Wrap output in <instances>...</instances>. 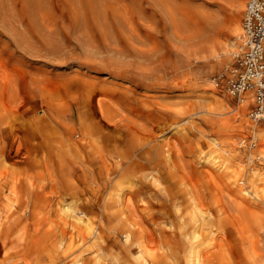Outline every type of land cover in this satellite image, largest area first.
I'll return each instance as SVG.
<instances>
[{
    "label": "rangeland",
    "instance_id": "374dc122",
    "mask_svg": "<svg viewBox=\"0 0 264 264\" xmlns=\"http://www.w3.org/2000/svg\"><path fill=\"white\" fill-rule=\"evenodd\" d=\"M240 1L243 9L238 8L239 0H0V150L7 159H1L4 157L0 154V221L19 220L17 225L10 226L8 233L0 225V264H15L20 258L16 264H71L77 259L82 264H133L138 226L150 248H156L159 240L170 238L180 261L181 243L191 231L181 233L180 217L185 209L182 197L172 190V185L184 179V175L185 183L193 189L197 187L203 195L205 207L220 200L222 212L219 214L213 208L211 220L217 223L226 215L240 231L241 215L233 201L239 200L241 194L234 178L241 172L255 173L257 186L264 188V118L251 121L249 103L241 105L246 97L238 101L226 84L243 51L241 26L246 0ZM231 20L239 23L238 35L231 30ZM206 40H211L215 56L197 60V53H204L202 46L208 43ZM5 72L8 78L4 77ZM72 80L76 87L65 91L64 84ZM81 84L86 87L84 95H96L102 105L113 109L110 113L114 111L112 117L109 114L100 122L93 110L95 100H91L92 119L86 121L90 133L87 138L84 136L83 144H79L81 118L76 103V98H81ZM1 92L8 96L2 98ZM44 101L51 102L53 107L47 114L51 121L47 129L37 126V118L43 113L34 117L31 112L44 105ZM12 110L18 112L19 121L28 127L22 130L24 133L8 134L7 116ZM67 127L72 130H65ZM23 137L28 138L27 144L21 143ZM46 138L54 141L53 155L36 147ZM253 138L255 143L251 146ZM129 141L136 144L137 152L130 150V157L119 165L113 158L128 148ZM65 146L73 147L76 156L71 160L60 158V164L57 157ZM201 148H205L204 154L199 152ZM224 149L229 153L225 154ZM7 150L14 155L6 156ZM166 150L171 151L169 158L163 153ZM19 152L27 158L19 157ZM210 153L228 161L227 173L216 172L215 167L212 169V165L200 159ZM170 161L174 166L177 164L175 169ZM72 165L75 169L70 174L67 169ZM138 168L145 170L141 173ZM80 171L85 175L84 183L80 182ZM179 171L181 177L177 175ZM121 178L126 192L117 205L109 198L114 182ZM153 178L160 183L154 184ZM68 181L72 182L71 189ZM65 189L73 192V197ZM73 202L90 215L88 230L72 229L60 213V207ZM175 204L180 205L178 213ZM251 208L264 225V203L254 200ZM127 212L132 216L128 217ZM127 218L132 223L137 221L133 223L135 231L124 227L128 225ZM214 221L210 230L217 231ZM231 226H225L228 229L225 237L234 257V251L242 248V241ZM252 229L258 240L253 224ZM124 234L131 236L127 244ZM262 240L261 243L258 240L256 248L263 245V234ZM233 260L236 264V259Z\"/></svg>",
    "mask_w": 264,
    "mask_h": 264
},
{
    "label": "bare ground",
    "instance_id": "6f19581e",
    "mask_svg": "<svg viewBox=\"0 0 264 264\" xmlns=\"http://www.w3.org/2000/svg\"><path fill=\"white\" fill-rule=\"evenodd\" d=\"M246 3V2H245ZM238 5V4H237ZM238 8H240V9H243V1H240L239 0V5H238ZM244 9H245V4H244ZM244 11V10H243ZM230 23H232V26H231V30L233 31V33L235 34V35H238L239 34V31H240V26H239V23L237 22V21H232L231 20V22ZM241 28H242V26H241ZM207 42H208V40H206ZM204 42V41H203ZM211 42V40H209V42L207 43V44H205L204 46H202L203 48V52L204 53H202V52H199V53H197V55H196V58H197V60H207V59H210L211 57H214L215 56V54H214V49H213V46H212V44L210 43ZM195 58V57H194ZM196 60V59H195ZM1 70V69H0ZM3 74H4V71H3ZM2 75V74H1ZM7 75H9V74H7L6 72H5V76L4 77H6ZM7 78H8V76H7ZM7 78H4V79H7ZM75 78V77H74ZM3 79V80H4ZM72 78H70L69 80H71ZM45 81V80H44ZM84 81V80H83ZM8 81H6V83H7ZM35 82H37V81H35ZM40 82V81H39ZM38 82V83H39ZM47 82V81H46ZM86 82V81H85ZM12 83V82H11ZM24 83V82H23ZM31 83V82H30ZM37 83V84H38ZM87 84H89L88 82H86ZM79 84V83H78ZM41 85V84H40ZM43 85V84H42ZM51 85V84H50ZM54 85V84H53ZM8 86H9V84H8ZM10 86H11V84H10ZM39 86V85H38ZM37 86V87H38ZM59 86V85H58ZM90 86V85H89ZM89 86H87V89H88V87ZM214 86V85H213ZM13 87V86H12ZM33 87H36V86H33ZM43 87V86H42ZM76 87V85H73V80L72 81H70V82H68V83H66V84H64V87L63 88H65L64 90L65 91H68V89H73V88H75ZM79 87H80V92L79 93H81L80 95H81V98H76V103L79 105V116H80V118H81V121H80V128H79V130H80V135H81V138H80V143L79 144H83L84 143V141H86V140H84V136L86 137V135H88L90 132H89V130H88V125H87V123H89V122H87L86 123V121H88V120H91L92 119V117H91V112H90V102H91V100L92 101H94L95 100V106H94V108H93V110H95V113H96V115L98 116V121H102L103 120V118H106L107 116H109V114H110V116H111V114L112 113H114V111L112 112V113H110V111H112L113 109L112 108H109V106H104V105H102L98 100H97V97H96V95H91V94H89V95H84L83 93H84V91L86 90V87L84 86V85H79ZM91 87H93V86H90L89 88H91ZM2 88H4L3 86H2ZM19 88H20V86H19ZM23 88V87H22ZM98 88V87H97ZM47 89V88H46ZM92 89V88H91ZM14 90V89H13ZM212 90H213V88H212ZM12 91V90H11ZM31 91V90H30ZM50 91V90H49ZM48 91V92H49ZM52 91V90H51ZM50 91V92H51ZM54 91L55 90H53L52 92H53V94H54ZM96 91H97V89H96ZM6 92H7V90H6ZM44 92V91H43ZM51 92V93H52ZM56 92V91H55ZM62 92H64V91H62ZM78 92V91H77ZM2 93V92H1ZM25 93V92H24ZM45 93V92H44ZM67 93V92H66ZM3 94V93H2ZM56 94H57V92H56ZM95 94V93H94ZM23 95V94H22ZM29 95H30V93H29ZM39 95H41V93H39ZM49 95V94H48ZM59 95V94H58ZM115 95V94H114ZM3 96V97H2ZM1 97L2 98H4L5 96H4V94L2 95ZM7 96H8V94H7ZM6 96V97H7ZM13 96V95H12ZM33 96V95H32ZM37 96V95H36ZM44 95H43V93H42V98H44L43 97ZM95 96V97H94ZM97 96H98V94H97ZM5 97V98H6ZM30 97V96H29ZM38 97V96H37ZM47 97V96H46ZM61 98H62V96H60ZM98 97H100V96H98ZM242 97L243 98H248L247 96H244V95H242ZM2 98H1V100H2ZM16 98V97H15ZM35 98V97H34ZM40 98V97H39ZM49 98H51V96H49ZM106 98V97H105ZM120 98V97H119ZM12 99V98H11ZM32 99V98H31ZM30 99V100H31ZM99 99V98H98ZM112 99V98H111ZM110 99V100H111ZM118 99V98H117ZM4 100V99H3ZM2 100V101H3ZM7 100V99H6ZM28 100V99H27ZM35 100V99H34ZM100 100H102V98L100 99ZM108 100V99H107ZM109 100V101H110ZM122 100V99H121ZM10 102H11V100H9ZM119 101V100H118ZM6 103H8L7 101H5ZM12 102H15V101H12ZM11 102V103H12ZM245 102H248L249 103V100H246V101H244V103L243 104H241L242 105V107H244V106H246L247 104L245 103ZM1 103H3V102H1ZM44 105H42L40 108H35V109H33L31 112L33 113V115H34V117L37 115V113H40V112H42L43 114L41 115V116H39L37 119L39 120V122H38V124H37V126L38 127H47V126H49V125H51L50 124V119H49V117H47V114H49L48 112H50L51 110H53V107H52V103L51 102H47V101H44ZM64 103V102H63ZM123 103V102H122ZM5 104V103H4ZM9 104V103H8ZM8 104L6 105V107L8 106ZM13 104V103H12ZM250 104V103H249ZM10 105V104H9ZM39 105H40V103H39ZM111 105V104H110ZM121 105V104H120ZM119 105V106H120ZM11 106V105H10ZM10 106H8V107H10ZM59 106H63V108H64V105H59ZM66 106V105H65ZM195 107V106H194ZM241 107V108H242ZM58 108H61L62 109V107H58ZM196 108V107H195ZM194 108V109H195ZM237 108V107H236ZM239 108H240V106H239ZM25 109V108H24ZM66 109H67V106H66ZM66 109H64L63 111H65ZM110 109H112V110H110ZM0 110H1V108H0ZM10 110V109H9ZM164 110V109H163ZM3 112H5V111H3ZM55 112V111H54ZM53 111L51 112L52 114L54 113ZM94 112V111H93ZM156 112V111H155ZM1 113H2V110H1ZM57 113V112H56ZM159 113V112H158ZM60 114V113H59ZM76 114V113H75ZM147 114V113H146ZM154 114V113H153ZM156 114V113H155ZM6 115V114H5ZM158 115V114H157ZM3 116V115H2ZM7 116V115H6ZM19 116L20 115H18V112H14L13 110H12V112H10V115L9 116H7L9 119H8V129H6L7 130V132H8V134H10V133H13V132H16V133H18V132H22V130H25L26 128L28 129V127L27 126H25V123L24 122H20L19 121ZM60 116H62V115H60ZM112 116H113V114H112ZM111 116V117H112ZM150 116V115H149ZM155 116V115H154ZM161 116V115H160ZM26 117V116H25ZM94 117V116H93ZM96 117V116H95ZM110 117V119H112ZM164 117V116H163ZM263 118H264V116H263ZM4 119V118H3ZM79 119V118H78ZM96 120H97V117L95 118ZM109 118H108V120H110ZM5 120V119H4ZM53 120V119H52ZM7 121V120H6ZM23 121V120H22ZM55 121V120H54ZM58 121V120H57ZM56 121V122H57ZM164 121V120H163ZM93 122V121H92ZM99 122V123H100ZM53 123V122H52ZM59 123V122H58ZM6 124V123H5ZM97 124H98V122H97ZM105 124V123H104ZM108 124H110V123H108ZM162 124V123H161ZM102 125V124H101ZM157 125H160V124H158L157 123ZM60 126H61V124H60ZM108 126V125H107ZM154 126V125H153ZM6 128H7V126H5ZM50 127V126H49ZM53 127V126H52ZM63 128H65L64 126H62ZM157 127V126H156ZM161 127V126H160ZM34 128V127H33ZM36 128V127H35ZM34 128V129H35ZM154 128V127H153ZM159 127H157V129H158ZM161 128H163V127H161ZM40 130H41V128H39ZM47 129V128H46ZM56 131H57V129L56 128H54ZM72 130L71 128H68L67 127V129H65V130ZM160 129V128H159ZM37 130V129H36ZM155 130V129H154ZM163 130V129H162ZM38 132H39V130H38ZM59 132V131H58ZM63 132V131H62ZM22 133H24V132H22ZM61 133V132H60ZM71 133V132H70ZM103 133V132H102ZM38 134V133H37ZM74 134V133H73ZM134 134V133H133ZM155 134V133H154ZM11 135V134H10ZM17 135H19V134H17ZM61 135V134H60ZM68 135H69V131H68ZM127 135H129V134H127ZM137 136V135H136ZM14 137V136H13ZM57 137V136H56ZM129 137H131V136H129ZM133 137H134V135H133ZM139 137V136H138ZM155 137H156V135H155ZM11 138V137H10ZM31 138V137H30ZM51 138V137H50ZM50 138H46V139H43V140H41L40 141V143L36 146L37 147V149L38 150H40V151H47L48 153H49V155L50 154H52L53 155V153H52V151H53V149L55 150V146H54V141L52 140V139H50ZM75 138V137H74ZM87 138V137H86ZM124 138V137H123ZM123 138H121V139H123ZM15 139V138H14ZM33 139V138H32ZM131 139V138H130ZM129 139V140H130ZM139 139V138H138ZM128 140V139H127ZM140 140V139H139ZM141 140H142V138H141ZM140 140V141H141ZM159 140V139H158ZM10 141H11V139H10ZM10 141H9V144H10ZM14 141V140H13ZM15 141H17V140H15ZM88 141V140H87ZM124 141H126V140H124ZM131 141H132V139H131ZM131 141H129L128 142V148L127 149H125V150H123V151H121V152H119L115 157L114 156H112V157H114L113 159H117V163L120 165V164H122L126 159H128L130 156V150H135V152H137L136 151V147L134 148V145H136L135 143H134V145H133V142H132V144L130 143ZM152 141H155V140H152ZM160 141V140H159ZM159 141H158V143H159ZM27 142H28V138L27 137H23V139H22V142L21 143H25V144H27ZM136 142V141H135ZM138 142V141H137ZM136 142V143H137ZM3 143H5V142H3ZM3 143H2V146H3ZM122 143V142H121ZM140 143V142H139ZM149 142H147L146 144L147 145H150V144H148ZM151 143H154V142H151ZM156 143V142H155ZM8 144V143H7ZM14 144V143H13ZM16 144V143H15ZM25 144H24V146H25ZM142 143H140V145H141ZM213 144L214 145H219V142H213ZM5 145V144H4ZM18 145V144H17ZM31 145H33V143H31ZM140 145H139V147H140ZM1 146V147H2ZM6 146V145H5ZM16 146V145H15ZM14 146V147H15ZM152 146H154V145H151V148H152ZM8 146H6V148H7ZM17 147V146H16ZM68 147V146H67ZM117 147V146H116ZM115 147V148H116ZM121 147H123V146H121ZM127 147V146H126ZM145 147H147V146H145ZM156 147V146H155ZM166 147V146H165ZM30 148V147H29ZM73 147H71V148H66V146H65V149H63V151L61 152V154H59L58 155V162L60 163V164H62V160L60 159V158H65V159H69V160H71V159H73L75 156H76V151L74 150V149H72ZM141 148V147H140ZM143 148H144V146H143ZM151 148H149V150L151 149ZM163 148H164V146H163ZM167 148V147H166ZM166 148H164V149H166ZM219 148H221V147H219ZM7 149H9V148H7ZM13 149H15V148H13ZM18 149V148H17ZM114 149V148H113ZM121 149V148H120ZM154 149V148H153ZM163 149V150H164ZM205 149V148H204ZM204 149L203 148H201V149H199V152L201 153V154H204ZM2 150H3V147H2ZM60 150V149H59ZM148 150V149H147ZM156 150V149H155ZM168 150H170V149H168ZM168 150H166V152L164 151L163 153L165 154V157L166 158H169V153H171V151H168ZM7 151H9V152H7L6 154V156H10L11 154H13V153H11V151L10 150H7ZM37 151V150H36ZM84 151H85V153L87 152L85 149H84ZM151 151V150H150ZM204 151V152H203ZM225 154H227V153H229V150H227V149H224V150H222ZM221 151V152H222ZM14 152V151H13ZM16 152V151H15ZM24 152V151H23ZM100 152V151H99ZM156 152V151H155ZM169 152V153H168ZM2 153H4V152H2L1 150H0V154H2ZM45 153V152H44ZM113 153V152H112ZM150 153V152H149ZM161 153V151L160 152H158V154H160ZM19 154V157H22L23 158V153H22V155L23 156H20L21 154H20V152L18 153ZM18 154H15V155H17L18 156ZM25 154V153H24ZM47 154V153H46ZM93 154V153H92ZM91 154V155H92ZM110 154V153H109ZM146 154V153H145ZM151 154V153H150ZM157 154V155H158ZM3 155V154H2ZM1 155V156H2ZM14 155V154H13ZM143 155V154H142ZM171 155V154H170ZM174 155H175V153H174ZM17 156L15 157V158H17ZM35 156V155H34ZM85 156V155H84ZM146 156V155H145ZM144 156V157H145ZM148 156H149V154H148ZM160 156H161V154H160ZM173 155H171V157H172ZM210 156V157H209ZM3 157H4V155H3ZM12 158H13V156H11ZM18 157V158H19ZM24 157H26V156H24ZM47 157H48V155H47ZM91 157V156H90ZM95 157V156H94ZM151 157V156H150ZM164 157V158H165ZM175 157V156H174ZM173 157V159H174V161H175V158ZM200 157V156H199ZM27 158V157H26ZM32 158V157H31ZM55 158V157H54ZM147 158V157H146ZM146 158H145V160H146ZM157 158V157H156ZM161 158V157H160ZM1 159H4L5 160V157L4 158H1ZM21 159V158H20ZM83 159V158H82ZM150 159V158H149ZM153 159V158H152ZM172 159V160H173ZM200 159H203V161L205 162V164H210V166L212 165V169L215 167L217 170H216V172L218 171L220 174H225V173H227V171L230 169V165H228V161L225 159V158H223L222 157V159H220L219 160V158L218 157H213V156H211V153L209 154V155H207V156H204L203 157V155H202V157L200 158ZM3 160V161H4ZM7 160V159H6ZM5 160V161H6ZM12 159H10V161H11ZM14 160V159H13ZM12 160V161H13ZM32 160V159H31ZM51 160V159H50ZM137 160V159H136ZM144 160V161H145ZM157 160V159H156ZM4 161V162H5ZM9 161V162H10ZM16 161V160H15ZM14 161V162H15ZM20 161V160H19ZM42 161V160H41ZM40 161V162H41ZM84 161V160H83ZM114 161H116V160H114ZM135 161V160H134ZM142 161V160H141ZM151 161V160H150ZM202 161V160H201ZM202 161V162H203ZM23 162V161H22ZM25 162V161H24ZM27 162V161H26ZM25 162V163H26ZM47 162H49V161H47ZM51 162V161H50ZM49 162V163H50ZM57 162V161H56ZM87 162H88V160H87ZM131 162V161H130ZM138 162V161H137ZM145 162H147V161H145ZM152 162V161H151ZM160 160H159V163L158 164H160ZM168 162V161H167ZM171 162V161H170ZM39 163V162H38ZM42 163H44V162H42ZM75 163V162H74ZM86 163V162H85ZM89 163V162H88ZM128 163V162H127ZM169 163V162H168ZM20 164H24V163H21L20 162ZM77 164V163H76ZM75 164V165H76ZM82 164V163H81ZM138 164V163H137ZM143 165H144V163H142ZM171 164H173V161L171 162ZM208 164V165H209ZM87 165V164H86ZM124 165H125V163H124ZM124 165H123V167H124ZM134 165V164H133ZM162 165H163V163H162ZM169 165V164H168ZM50 166H52V165H50ZM77 166V165H76ZM140 166H142V165H140ZM159 166V165H158ZM175 166L177 167V164H175ZM175 166H174V164H173V167L172 168H174L175 169ZM73 167V168H72ZM72 167H68V169H67V172L68 173H70V174H72V172H73V170L75 169L74 168V166L72 165ZM79 167V166H78ZM160 167V166H159ZM165 167V166H164ZM163 167V168H164ZM169 167V166H168ZM51 168V167H50ZM58 168V167H57ZM100 168V167H99ZM142 168V167H141ZM141 168H138L139 169V172H143L144 170L142 169V170H140ZM167 168V167H166ZM165 168V169H166ZM179 168V167H178ZM79 169V168H78ZM98 169V168H97ZM102 169V168H101ZM124 169V168H123ZM132 169V168H131ZM138 169H137V173H139L138 172ZM162 169V168H161ZM173 169V170H174ZM177 169V168H176ZM84 170V169H83ZM122 170V169H121ZM168 170V169H167ZM180 170V169H179ZM33 171V170H32ZM103 171V170H102ZM123 171H125V170H123ZM134 171V170H133ZM163 171V170H162ZM181 171V170H180ZM179 171V174H177V175H179L180 177H181V175H180V172ZM41 172V171H40ZM66 172V171H65ZM88 172V171H87ZM121 172V171H120ZM128 172V171H127ZM135 172V171H134ZM141 172V173H142ZM171 172H173L174 173V171H171ZM176 172V171H175ZM206 172H209L210 173V171H208L207 169H206ZM59 173H60V170H59ZM79 173H81V175H80V182H82L83 180H85L86 178H85V175H84V173H83V171H80ZM89 173V172H88ZM92 173V172H91ZM96 173H98V172H96ZM121 173H123V172H121ZM126 173V172H125ZM155 173V172H154ZM177 173V172H176ZM175 173V174H176ZM200 173V172H199ZM62 174V173H61ZM77 174V173H76ZM75 174V175H76ZM99 174V173H98ZM120 173H118V176L120 177L121 175H119ZM124 174V173H123ZM129 174H130V172H129ZM185 174V173H184ZM206 174V173H205ZM67 175V174H66ZM74 175V174H73ZM99 175H101V174H99ZM103 175V174H102ZM128 175V174H127ZM127 175H125V176H127ZM139 175V174H138ZM140 175H142V174H140ZM139 175V176H140ZM150 175V174H149ZM177 175H175V176H177ZM219 175V174H218ZM63 176V175H62ZM65 176V175H64ZM63 176V177H64ZM68 176H69V174H68ZM77 176V175H76ZM92 177H93V174L91 175ZM123 176V175H122ZM174 176V175H173ZM185 176V177H184ZM183 177H184V179L186 178L187 179V177H186V175H184ZM188 176V175H187ZM221 176V175H220ZM237 176H238V178H234L235 179V181L233 182V183H236L237 185H239V189H240V194H241V196H240V198H239V200H237V199H234V201H233V204L238 208V211H239V214L241 215V224H240V227H241V229H240V231H239V229L237 230V228H235L234 226V223H233V221L230 219V218H227V216L225 215L224 216V218L225 219H222V218H220L218 221H217V223H216V225H217V231H212V230H210V228H211V225H213L214 223H212L213 221L211 220V210L214 208V210H216L217 209V212L220 214L221 212H222V205L220 204V200L218 201V200H214L212 203H211V207H205V200H204V198H203V195H201L200 194V192H199V190H197L196 188L195 189H193L192 188V185H190V184H188V183H185V181H184V179H180L179 177H175V179L176 178H179L180 180L179 181H176V182H174L175 184L174 185H172V190H175V192L178 194V195H180L181 197H182V199H183V208L185 209V212L183 213V215L180 217V220L182 221V227H181V233L182 232H186V231H191L190 232V234L191 235H188V236H186V235H184L185 236V239L183 240V242L181 243L182 245V254H181V257H180V261H179V259L177 258V256H176V247H174V245H172V242L170 241V238L168 239H166L165 238V236H163L165 239H163V240H159V242L156 244V248H154V247H152V248H154V249H152V248H150V247H148V244H147V242H148V239H147V241H146V237L144 236V234L142 233V232H139L140 231V229H139V224L138 225H135V226H138V227H135V229L136 228H138V230L139 231H137L136 230V233H137V236H136V238H135V240H134V242H133V246H134V248H135V252H133V253H135L134 254V257H133V264H235V262H234V258L236 259V264H264V243H263V245L261 244V245H258V248H256V244L258 243V240H259V243H261V242H263V240H262V234H263V237H264V225H263V222L261 223V220H263V219H260V216L257 214V212H255L252 208H251V206H252V202L254 201V200H260V201H262V203H264V188H259V186H257V183H258V178L256 177V175H255V173H250V174H246V173H238L237 174ZM59 177H60V174H59ZM70 177V176H69ZM73 177H75V176H73ZM99 177V176H98ZM101 177H103V176H101ZM114 177V176H113ZM149 177V176H148ZM150 177H151V175H150ZM218 177V176H217ZM72 178V177H71ZM95 178V177H94ZM93 178V179H94ZM128 178V177H127ZM145 178V177H144ZM75 179V178H74ZM74 179H72V180H74ZM134 179H135V177H134ZM143 179V178H142ZM200 179H201V176H200ZM114 180V179H113ZM112 180V181H113ZM172 180H174V179H172ZM195 180V179H194ZM75 181V180H74ZM91 181V180H90ZM171 181V180H170ZM69 183H70V185H68L69 186V188L68 189H71L70 188V186H71V184H72V182L71 181H68ZM78 182V181H77ZM85 181H83V183H84ZM109 182V181H108ZM134 182V181H133ZM190 182V181H189ZM206 182V181H205ZM75 183V182H74ZM92 183V182H91ZM153 183L154 184H156V185H158L159 183H160V181L158 180V179H156V178H153ZM78 184H80V183H78ZM191 184H194V183H191ZM247 184H250L251 186H250V188H248L247 187ZM61 185V184H60ZM194 185H196V184H194ZM194 185H193V187H194ZM209 185H211V183H209ZM64 186V185H63ZM77 186V185H76ZM76 186H75V189H76ZM112 186V185H111ZM127 186H129V185H127ZM213 187H214V185H212ZM14 187V186H13ZM74 187V186H73ZM87 187V186H86ZM133 187V186H132ZM65 188V187H64ZM79 188H80V186H79ZM83 188V187H82ZM215 188V187H214ZM16 189H18V188H16ZM124 189V187H123V180H122V178L121 179H117L116 180V182H114V184H113V193H112V197L111 198H109L110 199V202H114V203H116L117 205H119L120 204V201H121V199H122V195L126 192L125 190H123ZM161 189V188H160ZM63 190V189H62ZM66 191H67V189H65ZM74 190V189H73ZM171 190V189H170ZM216 190V189H215ZM79 191V190H78ZM86 191V190H85ZM85 191H84V193H85ZM101 191V190H100ZM125 191V192H124ZM237 191H239V190H237ZM12 192V191H11ZM68 192V196L69 197H73V192H70L69 190L67 191ZM154 193V192H153ZM160 193H161V190H160ZM217 193H218V191H217ZM86 194V193H85ZM156 194H158V193H156ZM77 195H79V194H77ZM99 195V194H98ZM177 195V196H178ZM80 196V195H79ZM146 196V195H145ZM145 196H143V197H145ZM158 196V195H157ZM157 196H155V197H157ZM175 196V195H174ZM64 197H66V196H64ZM84 197H86V196H84ZM159 197V196H158ZM162 197V196H161ZM81 198V197H80ZM87 198V197H86ZM160 198V197H159ZM165 198V197H164ZM10 199V198H9ZM158 199V198H157ZM156 199V200H157ZM178 199V198H177ZM75 200V199H74ZM77 200H79L78 198H77ZM83 200V199H82ZM85 200V199H84ZM141 200H142V198H141ZM141 200H140V202H141ZM159 200V199H158ZM157 200V201H158ZM14 201V200H13ZM41 201H42V199H41ZM71 202V201H70ZM109 202V203H110ZM156 202V201H155ZM16 203H14V205H15ZM64 205V204H63ZM11 206H13L12 204H11ZM107 206V205H106ZM105 206V207H106ZM6 207V206H5ZM83 207H85V206H83ZM126 207V206H125ZM127 208V207H126ZM8 209H10V207H8L7 208V210ZM106 209V212H107V208H105ZM125 209V208H124ZM171 209H172V207H171ZM60 213L61 214H63V215H65V219L67 218L68 219V222H69V226L72 228V229H74V230H77V231H80V230H85V229H87L88 230V228H89V226H90V220H89V218H88V216H90V215H86V213L84 212V210L82 209V208H80V207H78L77 206V202H73L70 206H63V207H60ZM86 210V209H85ZM127 210V209H126ZM125 210V211H126ZM135 209H133V211H134ZM173 210V209H172ZM174 210L176 211V213H178L180 210H181V208H180V205H177V204H175L174 205ZM128 211V210H127ZM136 211V210H135ZM135 211H134V213H135ZM58 213V212H57ZM128 213V212H127ZM131 213V212H130ZM137 213H139V212H137ZM175 213V214H176ZM5 214V213H4ZM58 215H60V214H58ZM129 213H128V217H129ZM153 215V214H152ZM178 215V214H177ZM104 216H106V215H104ZM108 216V215H107ZM106 216V217H107ZM132 216V214L130 215V217ZM137 216V215H136ZM59 218H60V216H58ZM109 217V216H108ZM145 217V216H144ZM213 217V216H212ZM223 217V216H222ZM110 218V217H109ZM126 218V217H125ZM136 217H134V219H135ZM145 218H147V217H145ZM217 218H219V216L217 217ZM263 218V217H262ZM67 219H66V221H67ZM128 219V218H127ZM129 219H131V218H129ZM128 219V220H129ZM141 220H142V218H140ZM139 219V220H140ZM60 222V221H59ZM126 222V221H125ZM135 222H137V221H135ZM134 222V220H133V223L134 224H136ZM142 222H144V220H142ZM236 222H237V219H236ZM19 223V220H17V219H12V220H10V219H5V220H3V222L2 221H0V225L2 226V231H6L7 233H8V230H9V228H10V226H12V225H17ZM127 223V222H126ZM130 220H129V222H128V225L127 226H125L124 225V227H127V229H133V231H135L134 230V224H133ZM252 224H253V226H254V230H257V237H259V239L258 240H256L255 239V236H256V233H255V235H254V232H253V229H252ZM143 225V224H142ZM226 225H233V226H231V227H233V229L234 230H236V232H237V234L239 235V237H240V239H241V241H242V248H237V250H235L234 252L236 253V256L234 255V257H232V255H231V252H230V249H229V244L228 243H226V237H227V232H228V229L225 227ZM69 227V228H70ZM223 227H225V228H223ZM61 228V227H60ZM63 228V227H62ZM147 228V227H146ZM169 228V227H168ZM66 229V228H65ZM130 229V230H131ZM69 230V229H68ZM143 230V229H142ZM210 230V231H209ZM229 230H231V229H229ZM65 231V230H64ZM71 231V230H70ZM146 231V230H145ZM259 231V232H258ZM66 232V231H65ZM83 232V231H82ZM160 232V231H159ZM73 233H74V231H73ZM86 233V232H85ZM142 233V234H141ZM231 233V232H230ZM146 234V233H145ZM149 234V233H148ZM148 234H146L147 235V237H149V236H151V234L150 235H148ZM153 234V233H152ZM155 234H156V232H155ZM160 234V233H159ZM232 234V233H231ZM7 235V234H6ZM64 235V234H63ZM157 235V234H156ZM230 235V234H229ZM260 235H261V237H260ZM78 236V235H77ZM162 236V235H161ZM226 236V237H225ZM17 237H19V236H17ZM16 237V238H17ZM82 237V236H81ZM123 237H124V242L127 244L130 240H131V236H130V234H124L123 235ZM158 237V236H157ZM163 237H161V238H163ZM16 238H15V240H16ZM83 238V237H82ZM60 239V238H59ZM74 239H75V237H74ZM79 239V238H78ZM86 239V238H85ZM134 239V238H133ZM154 239V238H153ZM159 239V238H158ZM229 239V238H228ZM64 241H65V239H63ZM76 240H77V238H76ZM157 240V239H156ZM60 241V240H59ZM75 241V240H74ZM74 241H73V243H74ZM152 241H153V243H152ZM151 241V243L152 244H155L154 243V241L155 240H152ZM11 242H12V240H11ZM11 242H8L9 244L11 243ZM150 242V241H149ZM13 243V242H12ZM62 243V242H61ZM7 244V243H6ZM228 244V245H227ZM1 245V244H0ZM30 245V244H29ZM60 245V244H59ZM130 246V245H129ZM154 246V245H153ZM226 246H228V247H226ZM3 247H5V246H3ZM29 247V246H28ZM28 247H27V249H28ZM61 247V246H60ZM178 247V246H177ZM133 248V247H132ZM133 248V249H134ZM13 249H14V247H13ZM30 249V248H29ZM28 249V251H30ZM61 249H62V247H61ZM179 249V248H178ZM76 251V250H75ZM13 252H15V251H13ZM77 252V251H76ZM179 252V251H178ZM79 253H81V252H79ZM131 253V252H130ZM74 254V253H73ZM78 254V253H77ZM80 255V254H79ZM82 255H83V253H82ZM180 255V254H179ZM69 256V255H68ZM71 256V255H70ZM81 256V255H80ZM79 256V257H80ZM132 256V255H131ZM19 257V256H18ZM81 258V257H80ZM118 259V258H117ZM18 260H21V258L20 259H18ZM17 260V261H18ZM15 261V260H14ZM17 261H15L16 263H17ZM19 262V261H18ZM105 262V261H104ZM15 263V264H16ZM71 264H82V262L80 261V260H75V261H73ZM107 264V263H106ZM111 264V263H110Z\"/></svg>",
    "mask_w": 264,
    "mask_h": 264
},
{
    "label": "built area",
    "instance_id": "2783aa9c",
    "mask_svg": "<svg viewBox=\"0 0 264 264\" xmlns=\"http://www.w3.org/2000/svg\"><path fill=\"white\" fill-rule=\"evenodd\" d=\"M242 56L226 79L227 90L238 101L247 94L251 121L264 116V0H246L242 20ZM254 146L255 139L251 140Z\"/></svg>",
    "mask_w": 264,
    "mask_h": 264
}]
</instances>
